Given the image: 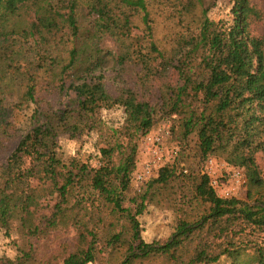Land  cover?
<instances>
[{"label": "trees", "instance_id": "16d2710c", "mask_svg": "<svg viewBox=\"0 0 264 264\" xmlns=\"http://www.w3.org/2000/svg\"><path fill=\"white\" fill-rule=\"evenodd\" d=\"M80 3L0 0V149L16 112L36 104L40 85L75 95L39 118L35 110L0 165V230L9 234L16 227L39 236L45 229H76L77 244L62 264H92L112 251L120 254L119 264H218L223 258L264 264V245L242 240L247 231L264 233V179L256 164L264 152V37L249 33V19L257 15L251 0H234L229 27L210 19L203 0H90V14H110L105 22L82 21ZM154 7L160 19L172 22L164 40L156 32ZM107 37L113 49L105 45ZM130 66L138 68L143 88L171 68L183 70L185 82L164 92L160 104L126 82L111 92L105 73L117 69L121 78ZM115 108L123 110L121 126L98 118L101 110ZM162 117L173 120L180 144L196 138L204 163L222 157L245 169L248 201L220 197L208 173L177 175L174 165L130 196L137 139ZM92 133L104 141L98 164L60 153L63 139ZM25 160L64 173L54 205L44 203L33 185L37 173L21 165ZM173 182L180 184L176 194L181 190L174 232L165 242H146L139 217ZM188 182L192 189L185 193ZM247 250L256 263L241 259ZM21 253L0 264H52Z\"/></svg>", "mask_w": 264, "mask_h": 264}, {"label": "rangeland", "instance_id": "374dc122", "mask_svg": "<svg viewBox=\"0 0 264 264\" xmlns=\"http://www.w3.org/2000/svg\"><path fill=\"white\" fill-rule=\"evenodd\" d=\"M90 0H81L80 17L82 21H89L98 18L101 22L108 19L107 12L102 9L96 13L90 14V8L87 4ZM204 7L208 9V16L216 23L223 27H229L233 23L232 7L234 0H203ZM257 15L252 14L249 22V33L253 37H264V0H251ZM153 16L159 21L157 34L161 40H164L168 34L171 19L167 21L159 18L157 8L153 9ZM105 45L111 49L114 44L110 38L105 39ZM127 70V68H125ZM117 69H110L105 73L106 85L111 92L122 83L136 88L143 97L154 104H160L161 95L173 88L183 86L186 73L177 68H171L170 71L160 80H152V84L142 87L139 82L138 68L130 66L117 77ZM36 104H31L16 112L11 119L12 126L8 128L7 135L4 137V145L0 149V165L7 162L12 152L16 149L22 136V129L30 124L33 119L34 111L39 109L40 115L51 111L59 110L63 105L75 98L74 94H67L58 86L46 87L45 84L38 87L36 95ZM123 110L115 108L111 110H101L98 118L106 123H112L116 127L121 126ZM37 119H34V121ZM36 122V121H35ZM173 120L169 117H162L146 134L140 135L137 139L138 155L136 170L132 174V190L130 196L143 191L148 182L159 175V171L165 166H175L177 175L208 173L214 188L218 195L224 198H238L241 201L247 200V178L245 169H238L229 166L222 157L212 156L204 163L198 154L196 138L193 136L187 143L180 144L172 134ZM104 146V141L98 134L92 133L79 139L65 138L61 141L60 153L64 158L76 157L84 162H90L93 165L98 164L99 149ZM209 160H212V168H208ZM256 164L261 177L264 179V152L256 155ZM22 166L33 168L37 173V179L33 185L42 193L45 204L54 205L57 199V190L64 183V173L61 169H56L54 174L48 171L45 166H39L30 160H25ZM234 171H240L243 179L234 177ZM180 184L172 183L171 189H162L156 192L154 202L149 204L143 215L139 217L143 229V238L146 242L154 241L165 242L169 239L175 229L176 221L181 216L180 208V191L176 194ZM192 189V182L184 185L183 191L188 193ZM177 198V199H176ZM242 236L245 244H263L264 233L247 231ZM79 232L74 229H61L45 231L39 236H26L14 227L9 234L0 230V259L15 260L22 255L21 252L28 253L36 263L62 264L63 259L68 252L74 249L77 244ZM113 253H104L101 259L92 264H119L120 254L116 251ZM242 260L245 262L256 263V257L252 250H247L242 254ZM243 263V262H242ZM142 264H164L162 261H145ZM218 264H230L227 258H223Z\"/></svg>", "mask_w": 264, "mask_h": 264}, {"label": "built area", "instance_id": "2783aa9c", "mask_svg": "<svg viewBox=\"0 0 264 264\" xmlns=\"http://www.w3.org/2000/svg\"><path fill=\"white\" fill-rule=\"evenodd\" d=\"M212 166H213V162H212V160H209L208 168L211 169ZM234 177L236 178V180L240 179V178L243 179L242 173L240 171H234Z\"/></svg>", "mask_w": 264, "mask_h": 264}]
</instances>
